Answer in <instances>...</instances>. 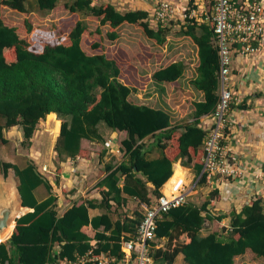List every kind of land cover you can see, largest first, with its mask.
<instances>
[{
    "label": "trees",
    "instance_id": "16d2710c",
    "mask_svg": "<svg viewBox=\"0 0 264 264\" xmlns=\"http://www.w3.org/2000/svg\"><path fill=\"white\" fill-rule=\"evenodd\" d=\"M27 1H0V149L9 142L5 131L14 127L19 129L23 141L30 144L38 125L51 112L65 117L62 121L56 119L55 151L59 162L88 157L90 150L83 146L84 140L100 143L101 156L106 155L107 140L99 130L101 124L112 133L121 131L126 135L119 146L123 159L107 163L105 175L93 186L100 196L70 200L65 207L59 203L53 182L34 160L23 167L11 161L0 162L4 177L11 170L14 172L23 205L33 209L21 216L0 241V264H62L90 251L122 259V241L136 235L146 211H131L129 199L150 207L161 196L164 184L169 189L174 179L185 176L186 167H193L198 176L203 171L204 145L209 133L204 123L211 118L220 98L221 64L213 23L188 16L182 22L183 33L198 45L199 64L191 83L203 92L204 98L190 103L186 99L189 107L193 105V118L176 124L173 110L130 100L132 88L120 78V63L107 55L103 39L90 33L85 19L94 16L101 25H109L108 38L112 41L118 39V28L123 23L140 24L150 38L163 45L174 17L153 24L145 9L122 11L112 2L66 0L67 10L83 17L69 28L66 40L40 42V50H33L28 35L33 32L31 21H26L28 33L24 34L16 26L6 24L2 15L4 5L29 13ZM59 2L37 0L43 11H53ZM194 2L190 0L188 14L196 8ZM96 32L100 35L101 27ZM84 35L88 40H84ZM237 45L240 49L243 43ZM89 47L97 52H89ZM164 66L154 72V77L172 82L182 91L178 81L186 71L184 61ZM153 147L160 152L156 157L151 156ZM188 180L192 181L189 177ZM207 180L204 173L199 184ZM55 183H59L58 178ZM41 186L48 194L39 200L36 190ZM219 197V191L213 189L202 204L189 198L158 220L152 241L155 264H175L179 254L184 255L186 264H235L236 257L248 251L264 258V197L252 199L241 211L233 209L216 215L209 205ZM90 208H102L105 212L92 217ZM113 212H118L116 218ZM226 217H230V227L225 233H202L208 221H222ZM88 226L95 230L94 236L84 230Z\"/></svg>",
    "mask_w": 264,
    "mask_h": 264
},
{
    "label": "rangeland",
    "instance_id": "374dc122",
    "mask_svg": "<svg viewBox=\"0 0 264 264\" xmlns=\"http://www.w3.org/2000/svg\"><path fill=\"white\" fill-rule=\"evenodd\" d=\"M1 1V0H0ZM66 0H60L59 5L53 11H43L39 9L37 0H28L27 6L30 10L29 13H23L11 7L4 5L2 7V15L6 24L10 26H16L17 29L21 33H28L26 30V21L30 20L33 24V32L29 33V38L31 41L33 50H40V42H55L57 39L66 40L67 39V31L71 26H74L75 23L83 17L81 14L72 13L65 7ZM105 0H99L96 2L97 4H101ZM136 3H125L126 8H134V7H145L148 6L150 9V13L154 15L155 7H157V1L159 0H134ZM179 7L176 12V16L172 23H170V31L167 35V41L165 44H158L156 40L150 38L144 28L140 24H134L128 26L127 28L121 27V36L124 37V41L122 43H118V41H112L108 38V30L110 29L109 25H101L99 18L94 16H86L85 19L88 24V29L91 34H94V37L103 39L105 44L106 53L110 58L117 60L121 65L126 66L129 71L130 76H135L137 66L140 69V73L142 77L139 81L136 82L137 87L144 88L146 90L145 95L140 100L143 102H147L150 105L161 107L167 109L171 112V105L175 106L174 111V123L176 124H184L189 122L191 118H193V113H190L193 105L190 107L186 104V99L190 103L191 101H198L203 99L204 97L201 95V92L197 90L194 85H192L191 81L197 74V64H198V45L196 42L188 35H185L183 32V23L185 22L184 14H186V7L189 6L190 0H173ZM144 2L146 5H144ZM137 4V5H136ZM196 8L202 10L198 12L196 18L198 20L204 19L209 22V18L207 19V14H211L212 6L211 0H206L203 3V0H195L194 2ZM124 5V4H123ZM194 7V6H193ZM125 8V9H126ZM209 8L211 11H209ZM153 24H155L156 20L152 18ZM98 27H101L100 35L97 34L96 30ZM198 31H200L198 29ZM125 32V34H124ZM84 40H88L87 35H84ZM94 42V41H93ZM127 42V43H126ZM91 45L92 41H88ZM142 44V46H139ZM126 47L128 52H124L121 50V47ZM121 49H120V48ZM87 49V47H86ZM88 51L91 53L97 52L94 48H88ZM123 51V52H122ZM162 58V59H161ZM174 59L182 60L186 63V71L185 75L181 78L179 85L184 87L182 91H178L176 85L172 82L159 81L154 78L150 79V74L154 73L161 66L166 65L167 62L170 63ZM161 63H157L160 61ZM150 62V64H148ZM141 63L143 65L139 66ZM148 64V65H146ZM193 89L192 92H188V89ZM193 95H192V94ZM152 96V98H150ZM191 99H188V98ZM140 98V97H139ZM136 95H131L130 100L132 102L140 101ZM182 104V105H181ZM181 105V106H180ZM180 106V107H177ZM182 114H185L183 117ZM65 118V117H64ZM58 116V119L62 121L64 119ZM70 118V117H66ZM48 116L40 122L37 127V130L33 136L32 142L30 144L25 143L23 140V136L20 135V131L18 128L16 129H7L5 131L6 136L9 138V142L3 145L0 149V162L1 161H11L19 166L23 167L27 165L30 160H34L38 166V168L44 172L48 176V178L54 184V191L56 194L63 189H60V182L55 183L58 178V165L59 156L55 151V145L57 143V132H56V124L55 122H48ZM206 124L208 128L213 124V119L209 118L206 120ZM99 130L103 134L105 140H113L111 138L112 131L106 127L105 124H101ZM120 138L117 137L116 140L120 142ZM117 141V142H118ZM151 140H148L150 142ZM87 145H89L87 143ZM86 145V146H87ZM121 145V143H120ZM119 145V146H120ZM98 147L95 149L99 152L102 150V145L97 144ZM153 152L151 154L152 157H156L159 155V150L157 147H153ZM116 152H110L107 156L104 154L103 156H99L100 160L107 163H118L123 159L122 153L120 154L119 147L117 146L114 149ZM201 159V158H200ZM54 162V165L49 166L46 170L43 167V164ZM58 169V170H57ZM185 169V168H184ZM104 172V170H102ZM186 175L187 177L193 176L192 184L199 177L197 172L193 167H186ZM100 173H97V175ZM0 175H3L0 172ZM100 177V175H98ZM5 183L13 182L14 186H18V180L11 170L9 176L4 177ZM204 184H198L195 190L200 189ZM62 188V187H61ZM206 189V188H205ZM65 190V189H64ZM43 194H48L47 190L41 186L37 189L36 195L42 197ZM193 202L197 204H202L207 198V192L203 193L200 191L199 194H193L189 197ZM129 209L145 211L146 207L139 203L138 200L134 198L129 199ZM148 208V207H147ZM118 212H113V218H116ZM17 222H13V227L10 232L14 229ZM214 221H208L206 227L202 232L208 233L213 230ZM220 232H226L228 228L225 226L219 227ZM9 232V233H10ZM226 236V235H225ZM7 237V236H6ZM177 259V258H176ZM235 264H264V258L258 257L254 252L248 251L244 256L237 257L235 259Z\"/></svg>",
    "mask_w": 264,
    "mask_h": 264
},
{
    "label": "built area",
    "instance_id": "2783aa9c",
    "mask_svg": "<svg viewBox=\"0 0 264 264\" xmlns=\"http://www.w3.org/2000/svg\"><path fill=\"white\" fill-rule=\"evenodd\" d=\"M206 0H203L205 3ZM213 3L211 14L207 19L213 23L214 39L219 47L220 73H219V102L211 115L213 124L210 127L204 148L206 154L203 158L202 173L192 184L187 175L172 181L170 188L164 184L161 196L150 207L146 208L144 216L138 226L137 233L130 239H124L121 244L124 257L118 259L106 253L94 255L88 252L77 260L66 259L62 264H155L152 256V241L156 237L157 223L172 207L179 206L188 201L204 173L208 180L214 176L239 178L243 175V166L240 158L231 153L228 139L230 137L229 112L231 106L238 102L233 79V65L235 52L245 59L259 58L264 53V0H211ZM175 7L169 0H160L154 10L156 21H166L175 17ZM198 10L194 8L184 17H196ZM200 21L204 22V19ZM243 43L242 48L237 44ZM188 98V97H187ZM206 125V123H204ZM47 170V167H44ZM244 196L250 202L261 196L254 186L264 185V172L256 174ZM211 211V210H210ZM207 212V211H206ZM212 213V211H211Z\"/></svg>",
    "mask_w": 264,
    "mask_h": 264
},
{
    "label": "crops",
    "instance_id": "0c3cea01",
    "mask_svg": "<svg viewBox=\"0 0 264 264\" xmlns=\"http://www.w3.org/2000/svg\"><path fill=\"white\" fill-rule=\"evenodd\" d=\"M133 1L134 0H105L103 2H112L117 6L118 9L122 11L130 9H145L150 12L148 6L134 7L129 9L126 8L127 4L125 3H136V1ZM138 1L139 3H141L140 0H137V2ZM159 1H157L156 3H158ZM169 1L172 2L176 9L175 12H177V10L179 9V7L176 6L177 4L173 0ZM94 2H99V0H94ZM144 5H146L145 2ZM151 17L153 18V14H151ZM131 25L134 24L125 22L121 26H119V37L115 41H118V43H122L124 41V37H126V34L124 32L125 36H121V27L127 28ZM138 45L142 46L143 43H138ZM121 48L120 49L124 50L125 53L128 52L126 47ZM173 61H176V59H174ZM172 62H170L169 64H171ZM157 63H161V60L157 61ZM148 64H150V62H148ZM169 64L167 62L165 66ZM141 65H143V63H141L139 66ZM121 67V80L132 88L131 95H136L138 98L140 97V100L144 97L146 92L144 88H139L136 85V82L139 81L142 77V74L139 72L140 69L135 66L136 75L130 76L128 75L129 71L127 70V67L123 65H121ZM161 68L162 66L159 69ZM150 75V79L154 78L158 80L154 77V73H151ZM181 78L178 82H180ZM233 79L235 82V93L238 98V102L232 106L229 112V117L231 120L230 123L232 124L230 126V137L228 139V144L231 153L237 155L240 158L239 162L244 167V173L239 178H227L225 176L219 175L214 176L211 180H208L200 189L194 190L192 192L193 194H199L200 191L203 193L207 192L208 195L211 190H218L220 197L212 199L209 205V210L213 211L216 215L229 213L233 209L241 211L243 206L248 203V199L243 194L244 191L248 190V186L252 180L259 179L255 177L256 174H261L262 172H264V53L261 55V57H255L253 59H245L241 56L236 55L233 65ZM183 89L184 87L182 86V90ZM189 91L193 93L192 88L190 90L188 89V92ZM201 95L204 97L203 92H201ZM150 98H152V96ZM135 103L150 105L149 103L143 102L141 100L138 102L135 101ZM172 109H175V106L171 105L170 110ZM48 115H54L55 118L51 122H55L56 124V119L58 117L57 113L51 112ZM12 129H16V127ZM125 135L126 133L121 131L112 133L111 138L113 140H107L106 142V147L108 148L106 156L110 152L116 154V152H114V149H116V147H119L120 145V142L116 140V138L118 136L124 138ZM122 138H120V141ZM87 143L89 145H87ZM97 144L101 145L96 141L84 140L83 146L90 150V155L88 157L78 156L77 158H67L66 160L60 161V171L58 173V179L60 182V189L63 190H61L57 195L59 196V203L61 206L65 207L67 204H69L70 200L81 201V199H85L88 197L100 196L99 192L94 189L93 186L99 179H101L105 175L106 164L99 159V156H101V152L95 149L96 147H98ZM51 163L52 164L46 162L45 164L44 162L43 167H47L48 169L49 166L55 164L54 162ZM102 170H104V172H102ZM97 173H100L98 174L100 175V177L97 175ZM0 176L4 178L3 175ZM188 176L190 179H192L191 177H193L190 175ZM255 189H258L261 196L264 197V185H258V187L254 186L253 190L255 191ZM46 196V194H43L42 197L37 196V198L39 200H42ZM89 212L93 217L104 213L105 210L102 208H90ZM221 226L229 228L230 217H226L222 221H215L213 230H220L219 227ZM84 230L92 236H94L95 234V230L91 226L85 227ZM202 233L206 234L205 232ZM95 242L96 241L94 240L93 243ZM244 255H240L237 257H242ZM175 264H186L183 254L178 255Z\"/></svg>",
    "mask_w": 264,
    "mask_h": 264
},
{
    "label": "water",
    "instance_id": "95a60500",
    "mask_svg": "<svg viewBox=\"0 0 264 264\" xmlns=\"http://www.w3.org/2000/svg\"><path fill=\"white\" fill-rule=\"evenodd\" d=\"M12 183H5L4 178L0 176V232H4L13 222L32 211L23 205L18 186Z\"/></svg>",
    "mask_w": 264,
    "mask_h": 264
},
{
    "label": "bare ground",
    "instance_id": "6f19581e",
    "mask_svg": "<svg viewBox=\"0 0 264 264\" xmlns=\"http://www.w3.org/2000/svg\"><path fill=\"white\" fill-rule=\"evenodd\" d=\"M154 18V17H153ZM186 18V17H185ZM236 103H234L233 105H235ZM232 105V106H233ZM232 106H231V108H232ZM231 110V109H230ZM54 115H48V122H51L52 120H54ZM230 118V117H229ZM206 126H207V124H206ZM207 128H208V126H207ZM209 130H210V128H209ZM208 181V180H207ZM199 182H200V180H199ZM199 182L194 186V189L197 187V185L199 184ZM193 184H195V183H193ZM14 192V191H13ZM258 197H260V196H258ZM257 198V197H256ZM255 199V198H254ZM249 203V202H248ZM248 203H246V204H248ZM213 214H214V212H212ZM12 227H13V223L11 224V226H9L4 232H0V241H2V240H4L5 238H6V236L9 234V232H10V230L12 229ZM121 250H122V248H121ZM123 252V251H122ZM124 254V253H123Z\"/></svg>",
    "mask_w": 264,
    "mask_h": 264
}]
</instances>
